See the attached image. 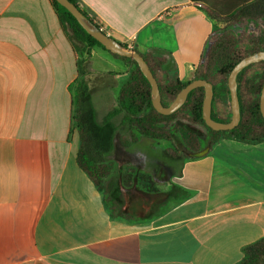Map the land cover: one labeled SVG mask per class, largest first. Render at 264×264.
<instances>
[{
    "label": "crops",
    "instance_id": "crops-1",
    "mask_svg": "<svg viewBox=\"0 0 264 264\" xmlns=\"http://www.w3.org/2000/svg\"><path fill=\"white\" fill-rule=\"evenodd\" d=\"M246 1L205 4L226 15ZM77 2L121 44L168 58V70L185 83L194 80L214 27L226 23L194 0ZM77 59L53 0H0V264L240 263L244 248L264 238V143L225 141L171 167L161 183L173 189L161 201L121 187L123 210L143 221L115 219L77 162ZM84 59L104 118L118 108L131 72L99 47ZM130 138L120 127L110 157L120 172L134 156L124 146Z\"/></svg>",
    "mask_w": 264,
    "mask_h": 264
},
{
    "label": "trees",
    "instance_id": "trees-1",
    "mask_svg": "<svg viewBox=\"0 0 264 264\" xmlns=\"http://www.w3.org/2000/svg\"><path fill=\"white\" fill-rule=\"evenodd\" d=\"M70 1L79 7L93 25L98 29H103L86 11L81 9L77 0ZM261 1L263 0H248L243 3L242 7L233 11L234 13L225 15L206 5L205 0H194L197 7L206 10L213 19L226 22V27H214L194 78V80L208 81L213 85L215 95L212 118L218 122L229 123L232 120L233 112L228 82L233 69L243 59L264 52V31H260L258 35L247 31L248 24L253 17H264V13L257 15L255 12L257 3ZM53 3L64 32L78 56L79 77L73 97V121L80 134L78 166L103 194L113 218L133 223L141 222L140 219L123 210V205L119 202L122 198L121 187L130 188L138 183L145 193H158L151 175L134 168H127L125 172L120 173L116 161L110 159L117 150L116 140L120 127H127L131 135V138L124 143L126 148H132L141 139L174 143L177 132L189 151L197 153L204 149V139L198 131L203 128L210 136L208 142L211 146L210 150L225 141H236L247 145L264 143V118L261 113L264 62L249 66L238 77L242 114L240 125L231 131H214L206 125L203 118L204 88L192 91L186 104L175 114L165 116L158 113L152 103V87L138 63L132 58L121 57L107 51L66 8L56 0H53ZM238 24L242 26L241 33L234 29ZM95 47L102 48L123 61L132 75V80L120 92L118 108L102 119L95 107L86 71L89 59H84L85 55L91 56V51ZM132 50L140 53L148 63L159 84L163 104L169 107L191 82L181 81L177 72L168 70V58L156 56L152 52L142 53L135 48ZM120 115H123V119L121 126H118L115 120ZM169 153L175 159H194L176 146L169 149ZM243 253L244 258L238 264H264V238L245 247Z\"/></svg>",
    "mask_w": 264,
    "mask_h": 264
},
{
    "label": "water",
    "instance_id": "water-1",
    "mask_svg": "<svg viewBox=\"0 0 264 264\" xmlns=\"http://www.w3.org/2000/svg\"><path fill=\"white\" fill-rule=\"evenodd\" d=\"M60 5L66 8L79 22V24L99 43H101L107 51L112 54L119 55L121 57H127L134 59L144 76L148 79L152 87V103L155 110L165 116H171L178 112L187 102L189 94L199 88L205 89V98L203 104V118L206 125L214 131H231L238 127L241 123V104L238 93V77L242 71H244L249 66L264 62V52L254 54L250 57L243 59L236 67L233 69L229 77V90L231 95V107H232V120L229 123H221L212 118L213 111V100H214V87L211 83L205 80H194L187 87H185L180 94L177 96L175 101L166 107L162 101V94L159 84L154 77L148 63L144 57L129 48H125L120 42L112 38L105 31L98 29L93 25L84 15V13L79 9V7L71 2L70 0H56ZM261 113L264 118V86L261 93ZM210 152V146L204 150L193 153L191 156L193 158H202Z\"/></svg>",
    "mask_w": 264,
    "mask_h": 264
},
{
    "label": "rangeland",
    "instance_id": "rangeland-1",
    "mask_svg": "<svg viewBox=\"0 0 264 264\" xmlns=\"http://www.w3.org/2000/svg\"><path fill=\"white\" fill-rule=\"evenodd\" d=\"M255 12L257 13V15H261L264 13V0L257 3ZM89 16L97 22V20L93 16H91L90 14H89ZM222 27H226V24H224ZM241 27L242 26H240V24H238L236 26V28H234V29L238 33H241L242 32ZM245 31H246V28H245ZM247 31L250 34H256V35H258V33L260 31H264V17L263 16L253 17V19L250 20V23L248 24ZM76 44L79 46L78 43H76ZM80 47H81V45H80ZM129 49L132 50L131 48H129ZM103 116H104V114H103ZM103 116L101 118H103ZM198 131H199V134H201V136L204 139V149H205L208 146L210 136H209V134L205 128L200 129ZM174 146L178 147V149L185 152L186 154L188 153V154L192 155L194 153V152L189 151V149L182 142V140H181V138L177 132L175 133L174 143L165 142V141L155 142V141H151L148 139H141L137 145L133 146L132 148H129V150L134 153V156L131 157V161H128V164H130L131 166L127 167V168L128 169L134 168V169H137L138 171H142L141 169L145 168V169H147V171H152L153 174H149L145 171H142V172H145V173H147L153 177V179L156 183V188L158 190V193H156V194L145 193L144 190L141 189V186L138 183H135V185L132 184L133 186L130 188H123V190L125 192H129L134 187H137L143 193L150 196V197H148V199H151L150 200L151 202H157V201H161L163 199H166L167 198V192H165V190L168 187H170V189H173V188H171L173 185L165 186V185H162L161 181L164 179V177H166V173L168 171H170L171 167H174L175 169H177L179 164L186 160V159H175L172 156H170L171 153H169V149H172ZM144 156L147 157V159H144ZM132 164H134V166L136 164V166L138 168H135L134 166L132 167ZM126 170L127 169H124L121 172H125ZM177 170H175V171H177ZM171 172H172V175L175 173L173 168L171 169ZM159 173H163V174H161L162 175L161 177H158ZM172 193H177V190L175 189L173 192H171V194ZM127 194L128 193L125 194L124 192H122V198L119 201L122 203V205H123V202H126ZM132 197L135 198V197H137V195L133 194ZM148 199L145 198L144 200L146 201ZM125 212L130 214L131 216L143 221V219L141 217H138L137 215L132 214V213L127 212V211H125Z\"/></svg>",
    "mask_w": 264,
    "mask_h": 264
},
{
    "label": "built area",
    "instance_id": "built-area-1",
    "mask_svg": "<svg viewBox=\"0 0 264 264\" xmlns=\"http://www.w3.org/2000/svg\"><path fill=\"white\" fill-rule=\"evenodd\" d=\"M102 30H104V29H102Z\"/></svg>",
    "mask_w": 264,
    "mask_h": 264
}]
</instances>
